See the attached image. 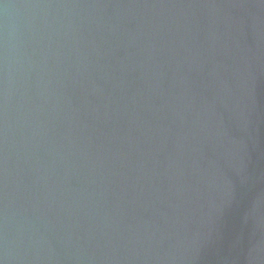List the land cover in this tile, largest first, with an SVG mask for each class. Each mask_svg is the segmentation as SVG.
Returning <instances> with one entry per match:
<instances>
[{
	"label": "water",
	"instance_id": "obj_1",
	"mask_svg": "<svg viewBox=\"0 0 264 264\" xmlns=\"http://www.w3.org/2000/svg\"><path fill=\"white\" fill-rule=\"evenodd\" d=\"M0 264H264V0H0Z\"/></svg>",
	"mask_w": 264,
	"mask_h": 264
}]
</instances>
